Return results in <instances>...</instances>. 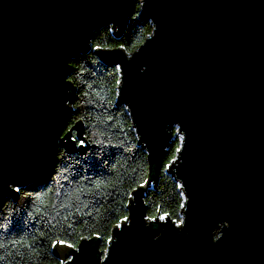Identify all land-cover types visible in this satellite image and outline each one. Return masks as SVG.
Masks as SVG:
<instances>
[{"label": "water", "instance_id": "95a60500", "mask_svg": "<svg viewBox=\"0 0 264 264\" xmlns=\"http://www.w3.org/2000/svg\"><path fill=\"white\" fill-rule=\"evenodd\" d=\"M135 2L0 0V211L50 173L59 149L88 151L82 122L72 134L84 146L66 133L70 63L93 53L118 70L117 104L147 155L148 183L105 254L95 236L57 245L61 264H264V0H141L152 27L143 43L131 54L94 48L103 28L122 36ZM177 138L168 173L186 226L151 220L145 204Z\"/></svg>", "mask_w": 264, "mask_h": 264}, {"label": "trees", "instance_id": "16d2710c", "mask_svg": "<svg viewBox=\"0 0 264 264\" xmlns=\"http://www.w3.org/2000/svg\"><path fill=\"white\" fill-rule=\"evenodd\" d=\"M139 11L136 0L122 36L114 37L117 29L103 28L95 33L93 47L99 44L101 49L122 48L127 54L133 53L152 33V27L139 19ZM70 64L69 80L77 92L75 114L68 128L83 123L88 151L70 155L59 149L50 173L20 189L16 203L8 200L4 204L0 211V256L7 259L3 264H61L51 246L57 238L78 246L81 240L98 236L105 254L113 228L128 217L132 192L148 178L147 155L138 145L126 109L117 104L118 70L93 53L81 55ZM179 148L177 138L169 146L157 188L146 195L150 219L160 214L176 223L181 220L183 194L168 173ZM96 182H101L99 190L95 189ZM48 188L51 196L45 194ZM44 201L50 206L44 207ZM20 240L25 244L29 240L38 242L33 250Z\"/></svg>", "mask_w": 264, "mask_h": 264}, {"label": "snow or ice", "instance_id": "6c2138e0", "mask_svg": "<svg viewBox=\"0 0 264 264\" xmlns=\"http://www.w3.org/2000/svg\"><path fill=\"white\" fill-rule=\"evenodd\" d=\"M99 47H100V45L98 44V45H97V48H99ZM121 47H123V45H121ZM177 131H179V129H177ZM72 133H73V129H72V128H68V133H66V134L69 135V139H70L71 141L76 142L77 146H84V145H85V139H78L77 136H76L75 134H72ZM53 179H54V178H53ZM147 183H148V181H145V182H144V184H147ZM94 186H95V189H96V190H99L100 187H101V182H96ZM105 186H107V185H105ZM143 186H144V185H140V187H143ZM15 191H16V192H19V191H20V188H16ZM45 194L51 196V195H52L51 188H48V190H47V192H46ZM38 195H39V193H38ZM57 195H58V194H57ZM43 206H44V207H49L50 205L48 204L47 201H44V202H43ZM51 206H52V207H55L54 204L51 205ZM181 207H183V205H181ZM38 211H42V209H40V210H38ZM44 214L46 215L47 213H44ZM124 219L127 220L128 217H124ZM151 219L155 220L156 217L154 216V217H152ZM179 225H185V221H184L183 219H181V220L179 221ZM72 226H73V225H71V224L68 225V227H72ZM185 226H186V225H185ZM4 227H7V225H4ZM41 235H43V233H41ZM155 239H156L157 241H159L160 237H156ZM37 242H38V241L29 240V241L25 244V242H24L23 240H20V241H19L20 244L24 245V246L27 247V248L33 249V250H35V244H36ZM41 243H42V242H41ZM57 245H61V246H65V247L73 248V249L77 248V246H76L75 244H69L67 240H63V239H59V238L53 240L51 246H52L53 248H56ZM0 247H2V245H0ZM67 255H68L69 257L75 259V257H72V254H71V253H68ZM105 258L108 259V260H110V257H105ZM5 259H7V258L4 257V256H0V264H3V262H4Z\"/></svg>", "mask_w": 264, "mask_h": 264}, {"label": "rangeland", "instance_id": "374dc122", "mask_svg": "<svg viewBox=\"0 0 264 264\" xmlns=\"http://www.w3.org/2000/svg\"><path fill=\"white\" fill-rule=\"evenodd\" d=\"M140 1H141V0H139V4H140ZM163 219H164V218H161V220H163Z\"/></svg>", "mask_w": 264, "mask_h": 264}, {"label": "bare ground", "instance_id": "6f19581e", "mask_svg": "<svg viewBox=\"0 0 264 264\" xmlns=\"http://www.w3.org/2000/svg\"><path fill=\"white\" fill-rule=\"evenodd\" d=\"M126 109V108H125ZM70 155H73V154H70Z\"/></svg>", "mask_w": 264, "mask_h": 264}]
</instances>
